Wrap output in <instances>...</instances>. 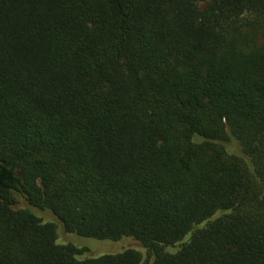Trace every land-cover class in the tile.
I'll list each match as a JSON object with an SVG mask.
<instances>
[{"label":"trees","instance_id":"1","mask_svg":"<svg viewBox=\"0 0 264 264\" xmlns=\"http://www.w3.org/2000/svg\"><path fill=\"white\" fill-rule=\"evenodd\" d=\"M0 264H264V0H0Z\"/></svg>","mask_w":264,"mask_h":264},{"label":"rangeland","instance_id":"2","mask_svg":"<svg viewBox=\"0 0 264 264\" xmlns=\"http://www.w3.org/2000/svg\"><path fill=\"white\" fill-rule=\"evenodd\" d=\"M228 147L231 151H235L238 149L235 142L233 141L228 144ZM39 215L43 217L44 220H50V216L47 213L39 212ZM58 241L60 243L73 242L77 245L88 248L87 254L85 252L82 257H87V255L99 256L103 254H115L128 249H132L135 250L141 256L142 261L146 259L145 250L141 247L139 243H137L131 238L122 239L117 242L97 241L94 239L80 238L75 235L65 234L62 231H59ZM177 247L178 246H173L172 248H170V250L173 251L177 249Z\"/></svg>","mask_w":264,"mask_h":264}]
</instances>
